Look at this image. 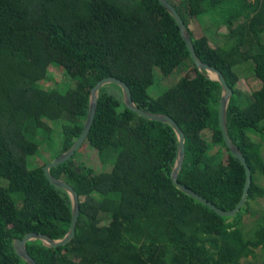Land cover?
Segmentation results:
<instances>
[{
	"label": "trees",
	"instance_id": "1",
	"mask_svg": "<svg viewBox=\"0 0 264 264\" xmlns=\"http://www.w3.org/2000/svg\"><path fill=\"white\" fill-rule=\"evenodd\" d=\"M167 1L197 59L219 71L232 91L227 128L252 171L245 206L235 217H221L178 189L171 178L179 150L174 129L130 111L122 89L112 85L121 96L101 91L85 142L104 170L77 160L80 150L52 169L79 193L81 213L68 245L27 244L39 264H252L249 258L264 264V212L252 211L264 198V157L254 137L264 134V0ZM204 17L209 28L229 32L225 46L192 36L189 23ZM244 65L258 86L250 96L238 89ZM53 66L75 83L67 93L49 87ZM156 68L165 79L186 71L160 99L149 94ZM109 78L126 83L141 110L169 116L184 132L180 184L223 211L240 203L247 174L223 139L221 88L195 69L157 0H0V264H29L14 246L29 233L55 240L69 233L71 196L48 179V163L33 168L29 159L53 147L55 123L62 130L57 158L75 145L92 91ZM246 216L255 219L249 230Z\"/></svg>",
	"mask_w": 264,
	"mask_h": 264
},
{
	"label": "water",
	"instance_id": "2",
	"mask_svg": "<svg viewBox=\"0 0 264 264\" xmlns=\"http://www.w3.org/2000/svg\"><path fill=\"white\" fill-rule=\"evenodd\" d=\"M160 5L168 12L169 16L174 20L176 23L179 32H180V37L185 44V47L189 53L190 59L195 67V69L202 73L204 72L206 76L211 80L216 83L221 88V98H220V108H219V125L220 129L223 135V139L226 143L227 148L231 151V153L242 163V165L245 167L246 174H247V180H246V185L244 188L243 196L240 201V203L236 206V208L232 211H223L220 208L216 207L214 204L211 202L207 201L197 193L193 192L189 188L183 186L182 184L179 183L178 181V175L180 170L183 167L184 161H185V134L181 130L178 124L174 122L173 119H171L169 116L165 115H156V114H151L148 112H145L141 110L134 102L133 99V94L130 89V87L124 83L123 81H120L115 78H109L106 80H103L100 82L95 89L92 91L91 94V108H90V115L87 121V124L85 126V129L83 131L82 136L79 138V140L75 143V145L66 153L62 154L58 158H56L53 162L49 163L45 168V173L48 177V179L53 183L55 186L60 187L64 190H66L69 195L71 196V199L73 201V221H72V226L69 231V233L66 235L64 239L60 240H55L47 235L40 234V233H29L26 235L25 238L23 239H16L14 246L15 250L19 254L21 258H23L25 261H27L29 264H39L30 254L27 244L31 241H36L40 240L42 241L46 246L52 247V248H58L62 247L65 245H68L76 236L77 233V225L79 222L80 218V213H81V201H80V196L77 190L67 183L66 181L56 178L52 174V169L56 168L69 160H71L77 152L83 147L85 142L87 141L91 130L93 128V125L95 124L96 121V116H97V111H98V104H99V97L101 91L110 85H116L122 89L123 96H124V102L127 106V108L132 111L133 113L137 114L138 116L152 121V122H157V123H162V124H169L175 131L177 137H178V142H179V150H178V157L176 164L174 166V169L171 174V178L173 181V184L180 189L182 192H184L186 195L191 196L192 198L196 199L197 201L201 202L205 206L209 207L212 209L215 213L220 215L221 217H235L237 213L245 206V203L247 201L248 193L250 190V187L252 185V171L247 163L246 157L243 154V152L235 145L233 140L231 139L228 128H227V111H228V103L232 95V91L228 88L226 85L223 76L219 71L216 69H213L205 64H202L196 57L194 48L191 43V39L188 33L187 28L185 27L184 23L182 22L181 18L177 14V12L174 10V8L169 5L167 0H157ZM210 74L213 75L214 78H210Z\"/></svg>",
	"mask_w": 264,
	"mask_h": 264
},
{
	"label": "rangeland",
	"instance_id": "3",
	"mask_svg": "<svg viewBox=\"0 0 264 264\" xmlns=\"http://www.w3.org/2000/svg\"><path fill=\"white\" fill-rule=\"evenodd\" d=\"M210 20L211 19L209 17H204L198 20H193L191 23H189V30L191 31L192 36L195 39H198V38L203 37L204 35H207V37L210 39V43L212 47L216 48V47L225 46V44L227 43V36L229 32L225 28H220L217 31H215V29L209 28L210 24H208V22H210ZM181 69L182 68H179L168 79H165V77L156 68L155 69L156 83H155V86L149 91L150 96L153 99H160L161 97L169 93V91L184 76L186 71L184 70L183 72ZM248 69H249L248 66H245V65L241 68L240 70L241 80L238 84V89L245 96H250L253 90H255L258 87L257 82H255L253 77H251L250 73L248 72ZM185 78L187 79L192 78V74L188 73L185 76ZM50 79L51 80L48 83L49 87H54V88L60 87L59 91L62 93H67L71 89V87L75 86V83L73 81H70L67 78L64 70L56 66H53L50 70ZM107 88H108L109 93L120 98L121 94L114 86L112 85L107 86ZM60 124L61 123L53 124L54 139H55V140L53 139L55 141L53 147H49L50 151L41 150V153L38 154L37 156L30 157L29 163L31 167L34 168L38 165H42L41 163L49 164L50 161H52L53 159L55 160L57 158L59 154V150H60V144L56 140L61 141V138H62V135H61L62 130H61ZM206 136L208 140H211L210 132H208ZM254 137L259 142L261 146L262 156L264 157V134H263V137L262 136L261 137L254 136ZM43 149L45 150L48 148H43ZM42 151L44 153H42ZM79 159L85 161L89 166L94 167L98 171L104 170L103 162L99 157L98 151L95 150L89 143L84 144V146L80 149L77 155V160ZM259 183L262 186H264V177H259ZM252 211L255 212L256 214L255 216L264 212V198H260L256 203L252 205ZM254 223H255L254 218H250V217L247 218V216L244 218V226L247 230H249L253 226ZM103 224H109V222L107 223L105 222ZM249 259H251L252 264H262V261L260 259L257 261L252 258H249ZM242 263L245 264L246 260H243Z\"/></svg>",
	"mask_w": 264,
	"mask_h": 264
},
{
	"label": "bare ground",
	"instance_id": "4",
	"mask_svg": "<svg viewBox=\"0 0 264 264\" xmlns=\"http://www.w3.org/2000/svg\"><path fill=\"white\" fill-rule=\"evenodd\" d=\"M209 77H210L211 79H212V78H214L212 74H210V76H209Z\"/></svg>",
	"mask_w": 264,
	"mask_h": 264
}]
</instances>
